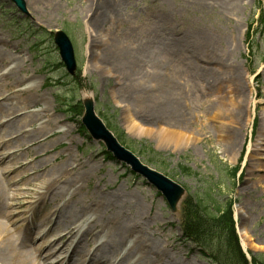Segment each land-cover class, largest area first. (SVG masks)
<instances>
[{
  "label": "rangeland",
  "instance_id": "rangeland-1",
  "mask_svg": "<svg viewBox=\"0 0 264 264\" xmlns=\"http://www.w3.org/2000/svg\"><path fill=\"white\" fill-rule=\"evenodd\" d=\"M84 1L51 0L52 5L48 6L45 0H25L27 14H23L9 0H0L1 45L13 57L0 64V73L23 60L22 66L30 76L28 84L34 83L36 93L45 97L48 114L56 117V130L66 133L46 156L59 153L63 159L70 150L76 159L86 163L85 169L90 168L88 179L76 192L78 202L86 199L95 187L106 194L126 193L129 202L125 213L145 220L149 241L164 251L161 254L164 264H212L181 234L182 202L187 190L199 193L210 185L215 192L235 199L232 211L239 241L238 229H245L249 236V247L244 251L247 259L250 260L251 254L264 252V22L260 21L264 0H237L231 6L226 0H214L211 8L190 0H120L116 19L124 17L126 23L116 29L122 35V45L126 46L132 39L125 38L130 26L135 28L134 37L152 30L151 48L168 41L190 44L196 31L207 30L214 55L210 61L200 60L189 69L183 66L155 69L147 65L110 70L90 65L93 62L87 51L90 36ZM163 16L168 22L161 26L155 21ZM57 30H63L72 41L76 59L74 75L66 72L60 60L53 41V32ZM157 57L163 58L164 53ZM78 70L80 78L73 82ZM165 92L172 96L170 103L178 106V114L168 116L162 109ZM72 98L81 100L79 116L71 114L65 106ZM40 107L41 104L31 110ZM88 113L108 129L113 125L119 127L126 138L122 139L123 145L130 150L135 146L128 140L142 142L160 152L162 160L137 153L139 147H135L144 164L179 185L173 197L167 198L127 164L115 159L104 141L94 138L83 125L82 118ZM38 122L25 129L36 128ZM80 126L84 127L86 136L79 130ZM160 132L180 141L164 146L158 138ZM44 142L51 145L57 139L52 137ZM26 146L22 144L17 151L21 160L30 158ZM9 147L18 149L16 143ZM179 165L189 171H180ZM236 165L238 170L233 177L230 170ZM16 185L29 186L24 182ZM52 205L54 202H45L36 209L33 237L38 230L47 231L49 225L39 228V223ZM23 206L15 205L14 209L20 211ZM28 211L27 217L31 213ZM86 215L94 217L93 208L85 209L79 220ZM99 229L94 227L87 243L78 247L80 254L71 252L73 261L91 250ZM102 234L99 242L110 237L106 228L98 237ZM136 237H128L116 249L109 241V261L98 264H116L124 254L127 257L122 264H134L139 257ZM36 238L34 242L38 243L41 238ZM86 259L85 264H93L92 258Z\"/></svg>",
  "mask_w": 264,
  "mask_h": 264
},
{
  "label": "bare ground",
  "instance_id": "bare-ground-1",
  "mask_svg": "<svg viewBox=\"0 0 264 264\" xmlns=\"http://www.w3.org/2000/svg\"><path fill=\"white\" fill-rule=\"evenodd\" d=\"M190 1L207 8L214 4V0ZM236 1L226 0L230 6ZM45 3L48 6L52 5L51 0H45ZM119 5L120 0L84 1L83 12L90 36L87 51L93 62L90 63L91 66L102 70L147 65L155 69L180 66L189 69L196 67L200 60L210 61L213 58L212 38L207 30L196 31L190 44L182 42L172 44L168 41L163 46L151 48L152 30L134 37L132 33L135 28L130 26L128 32H125V38L132 39L126 46L122 45L123 42L120 41L122 35L117 29L123 27L126 19L121 16L116 19ZM155 22L164 26L168 21L163 16ZM1 43L0 39V64L13 59ZM92 47H95V50H92ZM160 52L164 53L163 58L157 57ZM22 63L23 60L16 61L11 68L0 73V264H85L86 257L92 258L93 264H98L109 261V252L111 253L108 248L109 241L112 242L113 249H116L133 235H137L139 252L134 264H164L161 258L164 251H160L149 241L145 220L143 221L141 216L137 220L134 215L129 216L125 213V207L129 202L126 193L106 194L95 187L86 199L78 202L76 192L85 179H88L87 172L90 168L85 169L86 163L76 159L70 150L63 159L59 158L61 155L59 153L50 158L46 156L60 144L66 133L64 130H56V117L48 114L49 106L45 97L36 93V85L28 84L30 76L26 74ZM165 95L162 106L164 112L168 116L178 114L180 112L178 106L170 103L172 96L166 92ZM39 104L42 105L40 109L31 110ZM37 121L40 122L36 128L30 131L25 129L27 125ZM52 137L57 139V143L46 145L44 140ZM158 138L164 146L180 141L166 132H160ZM12 143H16L18 149L9 147ZM24 143L27 145V153L31 155L30 158L21 160L17 151ZM58 159L59 161L54 164L53 162ZM19 168L22 171H17ZM82 169L83 171H80ZM18 182H24L29 186H17ZM71 187L74 189L69 192ZM45 202L46 204L54 202L39 223V228L49 225L48 229L38 230L37 236L33 237V217L36 209ZM15 205H24V208L17 211L14 209ZM88 207L93 208L94 217L86 215L79 220ZM28 210L31 212L29 217ZM94 227H100L96 231L97 237L103 228L109 231L110 237L102 242L99 240L103 234L93 238L91 250L81 254L82 258L77 257L73 261L71 252H79L78 247L82 248V244L87 243V237ZM238 232L241 246L245 250L249 247V236L245 229H238ZM36 237L41 238L38 243L34 242ZM45 248L48 250L43 253ZM69 251V256H66ZM126 257V254L120 256L116 264H122Z\"/></svg>",
  "mask_w": 264,
  "mask_h": 264
},
{
  "label": "trees",
  "instance_id": "trees-1",
  "mask_svg": "<svg viewBox=\"0 0 264 264\" xmlns=\"http://www.w3.org/2000/svg\"><path fill=\"white\" fill-rule=\"evenodd\" d=\"M260 21L261 23L264 22L263 14L260 15ZM252 23L249 27L252 26ZM79 73L80 70L77 71L73 82L79 80ZM65 106L74 116L81 115L82 104L80 99L74 101L72 98ZM111 129L121 143H123L122 139L126 140L119 127L113 125ZM79 130L86 136L83 126H80ZM128 141L132 142L135 147H139V151L132 147L133 152L147 153L158 160L163 159L160 152L148 145L133 140ZM108 156L112 158L111 155L108 154ZM179 170L182 172L189 171L182 165H179ZM237 170V165L231 168L230 173L233 177H235ZM187 192L182 202L181 234L186 241L195 246L201 256L212 264H264V252L251 254L250 260H248L240 247L232 211L235 199L227 198L220 191L215 192L214 187L210 185H207L203 192L189 193V190Z\"/></svg>",
  "mask_w": 264,
  "mask_h": 264
},
{
  "label": "water",
  "instance_id": "water-1",
  "mask_svg": "<svg viewBox=\"0 0 264 264\" xmlns=\"http://www.w3.org/2000/svg\"><path fill=\"white\" fill-rule=\"evenodd\" d=\"M9 1L21 13L27 14L25 0ZM53 41L58 48V54L66 72L74 75L76 71V59L69 36L63 30H57L53 32ZM82 123L94 138L104 141L107 150L112 152L115 159L127 164L133 172L145 178L147 183L153 185L167 198H172L176 191L180 189L175 181L160 171L144 164L134 152L121 144L100 119L88 113L82 118Z\"/></svg>",
  "mask_w": 264,
  "mask_h": 264
}]
</instances>
